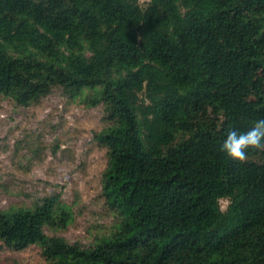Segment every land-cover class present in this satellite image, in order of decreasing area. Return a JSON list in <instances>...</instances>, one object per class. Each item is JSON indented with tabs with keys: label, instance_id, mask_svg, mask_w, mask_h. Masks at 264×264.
Listing matches in <instances>:
<instances>
[{
	"label": "trees",
	"instance_id": "1",
	"mask_svg": "<svg viewBox=\"0 0 264 264\" xmlns=\"http://www.w3.org/2000/svg\"><path fill=\"white\" fill-rule=\"evenodd\" d=\"M54 89L104 106L117 222L90 247L49 237L72 221L52 195L0 209V243L46 264H264V151L221 150L264 119V0H0V97Z\"/></svg>",
	"mask_w": 264,
	"mask_h": 264
},
{
	"label": "rangeland",
	"instance_id": "2",
	"mask_svg": "<svg viewBox=\"0 0 264 264\" xmlns=\"http://www.w3.org/2000/svg\"><path fill=\"white\" fill-rule=\"evenodd\" d=\"M89 94L70 97L54 89L29 107L0 97V209L30 207L60 195L72 221L66 229L46 228V234L85 247L110 234L117 222L102 190L107 150L95 138L107 125L104 106H92ZM208 115L226 120L211 109ZM228 204L222 200V209ZM46 263L38 246L17 252L0 243V264Z\"/></svg>",
	"mask_w": 264,
	"mask_h": 264
},
{
	"label": "clouds",
	"instance_id": "3",
	"mask_svg": "<svg viewBox=\"0 0 264 264\" xmlns=\"http://www.w3.org/2000/svg\"><path fill=\"white\" fill-rule=\"evenodd\" d=\"M248 149L264 151V119L254 122L247 132L229 131L221 146L228 156L241 162L247 159Z\"/></svg>",
	"mask_w": 264,
	"mask_h": 264
}]
</instances>
